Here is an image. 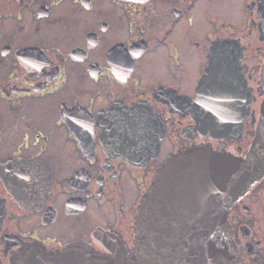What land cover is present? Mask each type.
I'll return each instance as SVG.
<instances>
[{
  "label": "flooded vegetation",
  "instance_id": "obj_1",
  "mask_svg": "<svg viewBox=\"0 0 264 264\" xmlns=\"http://www.w3.org/2000/svg\"><path fill=\"white\" fill-rule=\"evenodd\" d=\"M218 40L239 44L222 62L240 63L247 105L243 92L213 95L205 111L241 118L216 139L197 119ZM263 100L264 0H0V264L28 245L131 256L167 157L207 144L246 155ZM129 117L164 128L154 152L147 137L129 155L112 143L109 127ZM229 224L236 264H264V177Z\"/></svg>",
  "mask_w": 264,
  "mask_h": 264
},
{
  "label": "water",
  "instance_id": "obj_2",
  "mask_svg": "<svg viewBox=\"0 0 264 264\" xmlns=\"http://www.w3.org/2000/svg\"><path fill=\"white\" fill-rule=\"evenodd\" d=\"M237 46L234 40H218L213 45L210 65L199 86L201 115L197 120L203 131L216 139L236 135L241 118L226 116L224 109L216 115L205 111L204 106L213 102V95L219 105V101L230 102L233 92H243V105H247L240 63L222 62L225 57L236 55L235 50L228 48ZM237 80L243 82L239 84ZM117 121L108 133L112 143L127 155L130 150L125 144L132 137H139V143L147 137V150L154 152L164 134V128L154 118ZM151 125L153 131L144 132ZM263 177L264 100L246 155L237 156L207 144L185 147L167 157L139 202L131 256L107 258L75 245L55 251L28 245L15 253L9 264H236L229 211Z\"/></svg>",
  "mask_w": 264,
  "mask_h": 264
}]
</instances>
